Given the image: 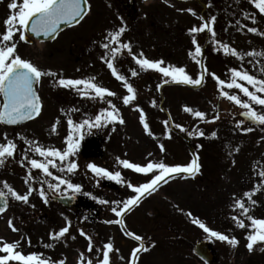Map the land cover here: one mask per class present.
Here are the masks:
<instances>
[{"label":"rangeland","instance_id":"rangeland-1","mask_svg":"<svg viewBox=\"0 0 264 264\" xmlns=\"http://www.w3.org/2000/svg\"><path fill=\"white\" fill-rule=\"evenodd\" d=\"M10 2L12 0H0V34L5 32V19L12 14L8 8ZM88 3L90 11L84 19L75 27L60 32L53 41L26 44L18 39L19 33L14 37L16 54L42 71L56 73V76H44L36 84L42 108L34 120L15 130L0 125V144L9 140L16 144L14 157L7 158L0 166V190L7 191L3 188L4 182L20 194H25L29 187L35 189L27 204L16 201L8 194L9 207L0 214V240L8 243L18 241V251L25 255L40 254L53 264L59 261L81 264V253L84 264L88 260L92 264H100L104 244L112 243L110 264H131V253L141 243L126 234L132 232L141 236L148 248V251L138 254L136 264H204L191 252L193 243L198 240L211 243L215 252V261L211 264H264V245L258 243L253 251L247 249L250 221L240 209L233 207L237 199L243 200L247 206L249 202L243 193L252 191L259 184L261 188L253 196L257 203L251 206L250 215L264 219V178L259 176V172L264 170V125L248 120L242 115L244 109L221 97L211 75L214 73L227 81L231 75L229 69L243 68L264 79V73L259 71L264 65V56L253 58L246 55L251 51L264 52V36L247 31L249 27H256L258 32H264V15H260L249 0H88ZM211 16L217 18L212 25L217 34L216 40L245 53L243 60L226 55L219 45L213 44L207 32H189L192 27L204 23L200 17L209 20ZM252 17H255V23ZM121 26L126 29L121 43H130L132 54L122 50L114 60V66L136 89V99L128 105L123 103V97L129 95L123 82L112 76L101 58L108 52L101 47L103 43L110 42L105 40L106 35ZM193 35L202 48V55L196 59L189 55L195 52ZM141 52L153 61L163 60L162 66L185 68L194 79L199 78L203 71L201 64L196 62L198 59L207 69L204 80L198 86L178 84L155 70L141 71L133 59V55L139 57ZM133 70L137 71L136 76H132ZM90 77H95V83L116 95L105 96L103 100L93 99L57 83L59 78ZM224 90L239 95L242 100L248 99L238 89ZM109 100L119 110L124 123L104 122L102 127L90 130L85 127L79 148L70 158L78 164L74 173L60 172L59 161L56 168L50 167L54 176L82 186L78 194L86 196L91 211L88 215L75 217L71 211L50 202L44 203L41 199L39 189L42 186L47 195L59 194L49 190L47 183L42 185L41 181H57L45 177L38 169H31L28 161L24 160L25 154L29 159L42 158L30 150L25 140L64 151L69 134L68 119L76 123L84 119L94 120L101 110H111L107 103ZM185 107L205 113L204 118L184 111ZM253 107L258 112H264V106L253 104ZM141 109L152 135L145 132L140 122ZM57 120L59 123L53 132L52 126ZM240 121L243 124L237 127ZM176 125H181L185 131ZM246 128L252 131L242 130ZM198 131H203L205 135L194 134ZM213 132L215 137H212ZM95 133L99 137L93 141L94 146L90 140L85 142L89 134ZM160 145L164 146L163 151ZM81 147L83 154L80 153ZM195 157H198L201 167L194 177L182 173L172 176L167 183L161 182L155 192L145 194L122 217L111 211L113 207H122L123 201L135 195L128 183L139 186L153 175L126 169L119 164V160L126 159L141 166L148 162L174 166L187 165ZM91 163L112 172H121L124 182L95 176L88 169ZM29 171L34 179L26 184ZM103 181L112 182L114 186H105ZM99 200L109 203L101 204ZM114 201L121 203L117 205L112 203ZM31 211L37 214L42 211L40 215L47 213L48 216L40 219L30 216ZM189 213L192 215L189 216ZM233 216L244 220L246 227H237ZM195 218L213 230L234 236L239 241L238 245L232 247L215 238L209 239L202 229L192 223ZM116 220L123 223H107ZM9 221L17 231L12 230ZM69 222V233L53 240L51 235L58 233ZM80 230L92 237L91 252L88 251L89 242L80 235Z\"/></svg>","mask_w":264,"mask_h":264},{"label":"snow or ice","instance_id":"snow-or-ice-1","mask_svg":"<svg viewBox=\"0 0 264 264\" xmlns=\"http://www.w3.org/2000/svg\"><path fill=\"white\" fill-rule=\"evenodd\" d=\"M167 2V0H165ZM249 3L254 6L260 15H264V0H249ZM8 8L12 10L10 14L4 21L5 32L0 34V95L3 97L2 103H0V123L15 125L22 121L33 119L38 116L41 112L42 103L41 98L37 94L34 85L39 83L41 78L44 76H56V73L51 71H42L36 65L28 60L22 59L18 54H16L17 45L14 41V37L18 35L20 41L27 42L26 33L30 30L36 36L44 35L46 37L53 36L57 33L61 24L71 25L73 22L79 23L90 11V5L88 0H12L8 4ZM192 15L196 13L192 9H188ZM204 21L199 27H192L189 29L190 33H205L210 34L212 42L214 45H219L226 55L230 54L237 59L243 60L245 53L238 52L235 48L229 47L227 44H221L220 41L216 40V31L212 25L216 22V16H211L209 20H205L204 17H200ZM255 23V17H252ZM239 23V22H237ZM125 27L121 26L116 31H110L105 37V40L110 41L103 43L102 48L108 50L105 56L101 58L107 65V68L111 70L112 76H114L118 81L123 82V86L126 88L129 95L123 97L124 105H128L131 101L136 99V89L131 83L128 82L127 78L121 74L117 68L114 66V60L117 55L122 52V50H127L129 54H132V48L130 43H121V36L125 32ZM248 32L253 34H259L264 36V32H258L256 27H249ZM192 44L195 45V52L189 53L193 56V59L200 57L202 55V48L197 42L195 35L192 38ZM113 45H116L113 47ZM216 50H219L217 48ZM246 55L253 58L264 56V52L251 51L246 53ZM133 59L136 64L139 65L141 71L155 70L163 75L165 78H171V81L178 84L185 85H201L204 80V72L207 71L206 67L201 63L200 60H196L198 64H201L203 69L199 78L194 79L192 76L188 75L183 67H175L172 65L162 66L164 64L163 60H151L144 57L141 52L139 57L133 55ZM230 80L221 79L212 73V78L216 81L217 86L220 90V96L226 98L227 100L235 103L240 108L244 109L242 115L248 120L264 125V112H258L254 107L255 105L264 106V79L258 78L256 75L250 74L249 71L241 68H231ZM259 71L264 73V65H261ZM132 76H136L138 73L136 70L132 71ZM95 77H90L87 79H65L59 78L57 83L59 86L64 88L76 89L81 96L89 98H99L103 100L105 96H115L116 93L110 91L106 87L99 86L94 82ZM168 80H165L167 83ZM243 82V83H242ZM250 86V87H249ZM238 89L243 93L247 100H242L239 95L230 94L224 89ZM251 88V90H250ZM111 110L104 109L98 115H95L94 120L84 119L80 123L74 122L71 118L68 119L69 134L66 137L65 143L67 145L66 150L61 151L54 148H45L40 146L34 141L25 140V143L29 145L30 150L37 154L42 159H29L27 154L24 156V160L28 161L31 169L40 170L45 177H52L56 183H49L47 180L41 181V184L47 183V187L54 193H59L62 196L71 193L67 198L72 199L74 196L81 192L82 186L79 184H74L70 180L62 178L61 176H54L53 172L50 171L51 168L57 167V161L60 162L59 171L74 173L78 170V164L71 160L70 158L75 154L76 150L79 148L80 140L83 139V130L87 127L89 130L92 128H100L103 126L104 122L113 123L119 122L124 123L123 119L119 115V110L111 100L107 101ZM63 111V109L61 110ZM76 111V109H72ZM184 111L193 113L195 117L201 119L204 118L205 113L200 111H193L190 107H185ZM140 122L144 126V130L148 135H152L148 123L145 119V113L140 110ZM59 120L56 121L52 126V131H56V125ZM167 125V121L164 122ZM243 124V121L238 122L237 127ZM181 131L185 129L181 125H176ZM243 131L250 132L251 128L242 129ZM197 134L203 137L205 134L203 131H198ZM216 133H212V137H215ZM161 151L164 150V146L160 145ZM16 151V144L9 140L6 144H0V166L5 164L7 158L14 157ZM238 151V149H237ZM65 162L66 166H65ZM23 164L24 161H21ZM234 163V161H233ZM121 164L126 169H132L137 173L149 174L153 173L152 178L139 186H134L128 183V187L132 189L135 193L134 196L122 202V207H113L111 211L115 213L117 217H122L126 211H129L133 206L137 205L140 200L145 196V194H151L155 192L160 186L161 182L167 183L168 179L174 175H179L186 173L189 176H195L200 171V164L198 163V157H195L187 165H174L170 166L163 162H148L146 165L141 166L140 164L130 162L128 160H119ZM88 169L97 177L107 178L113 180L117 183H123V178L121 172H112L106 168L99 167L94 163L88 165ZM259 176L264 178V170L259 172ZM34 179L32 177L31 171L28 173V179L25 183H29L30 180ZM62 186H64L62 190ZM3 188L7 191H0V201L3 202V206L0 207V213L6 210L8 200V194L11 195L16 201L23 202L27 204L29 198L34 188L29 187L25 194H20L13 187H11L7 182H4ZM261 185H257L252 191L243 193L244 197L248 200V205L241 199H237L233 205L234 208L241 210V214L246 216L250 221V234L247 236V249L249 251L254 250V246L258 243L264 244V219L255 218L250 215L251 206L256 205L257 201L253 199V196L259 191ZM39 195L44 203L49 202V196L46 194L43 186L39 189ZM85 195H90L85 193ZM96 199V197H93ZM101 204L109 203L107 200H99ZM119 205L121 202H112ZM192 214L189 213V216ZM232 219L235 221L237 227L245 228L246 225L244 220L240 219L238 216H233ZM107 223H117L122 224V220L107 221ZM194 225H197L204 233L207 234L209 239L215 238L218 241L226 242L232 247H236L239 241L234 237H230L223 234L217 230H213L203 223L199 218L192 220ZM9 225L12 226V222L9 221ZM70 222L67 226L61 228L58 233H53L51 238L57 240L65 237L69 233ZM13 231L17 229L12 226ZM128 236L133 237L136 241H140V245L133 249L131 256V264H136V258L141 251H148V248L143 244V238L132 232L126 233ZM80 235L85 236L88 240V251H92V237L88 236L83 230H80ZM75 239V237H73ZM19 242H3L0 240V264H10V262H16V264H53L49 259L43 258L40 254L31 253L23 254L18 251ZM46 247H51V245H46ZM105 251L103 252V259L100 264H110L109 253L113 249L112 243L104 244ZM264 250V249H262ZM58 264H64L63 261H59ZM81 264H84L83 253H81ZM87 264H92L91 260L87 261Z\"/></svg>","mask_w":264,"mask_h":264},{"label":"water","instance_id":"water-1","mask_svg":"<svg viewBox=\"0 0 264 264\" xmlns=\"http://www.w3.org/2000/svg\"><path fill=\"white\" fill-rule=\"evenodd\" d=\"M76 24H77L76 22H73V24H71V25L61 24L60 28L57 31V33L60 32L61 30L65 29V28H67V27H72V26H74ZM57 33H55L53 36H50V37H46L44 35L36 36L33 33H31V31L29 30L27 32V35L30 38L35 39V40L49 41V40H53L56 37ZM30 42L31 41L29 39H27L26 43H30ZM2 101H3V97H2ZM26 121H28V120H26ZM26 121H22V122H20L18 124H15V125H8V124H3V123H1V124L7 125V126L16 127V126H19V125L23 124ZM67 197L68 196H52L51 200L53 202H56V203L60 204L63 207L71 208V207L74 206L75 198L69 199ZM2 206H3V202L0 201V207H2ZM193 253L197 257H199L200 259L204 260L205 262H212L213 259H214V255H213V252L210 249V245L206 241H197V242H195L194 248H193Z\"/></svg>","mask_w":264,"mask_h":264},{"label":"flooded vegetation","instance_id":"flooded-vegetation-1","mask_svg":"<svg viewBox=\"0 0 264 264\" xmlns=\"http://www.w3.org/2000/svg\"><path fill=\"white\" fill-rule=\"evenodd\" d=\"M1 191V190H0ZM9 197V195L7 196V198ZM36 216V215H35ZM46 216H48V215H46Z\"/></svg>","mask_w":264,"mask_h":264},{"label":"trees","instance_id":"trees-1","mask_svg":"<svg viewBox=\"0 0 264 264\" xmlns=\"http://www.w3.org/2000/svg\"><path fill=\"white\" fill-rule=\"evenodd\" d=\"M262 128V127H261ZM83 209V208H82Z\"/></svg>","mask_w":264,"mask_h":264}]
</instances>
